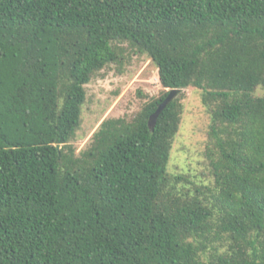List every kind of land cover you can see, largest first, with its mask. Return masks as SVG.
<instances>
[{"label":"trees","instance_id":"1","mask_svg":"<svg viewBox=\"0 0 264 264\" xmlns=\"http://www.w3.org/2000/svg\"><path fill=\"white\" fill-rule=\"evenodd\" d=\"M127 49L167 90L77 153L86 85ZM188 88L209 181L169 170L183 91L149 125ZM0 264H264V0H0Z\"/></svg>","mask_w":264,"mask_h":264},{"label":"rangeland","instance_id":"2","mask_svg":"<svg viewBox=\"0 0 264 264\" xmlns=\"http://www.w3.org/2000/svg\"><path fill=\"white\" fill-rule=\"evenodd\" d=\"M124 56L123 64L112 63L86 85L82 123L73 141L77 153L91 145L103 121L130 119L150 98L159 97L167 90L160 82L158 68L148 56L130 49ZM183 92L185 112L169 170L204 175L209 181L207 150L211 145V118L202 102L201 90L188 88Z\"/></svg>","mask_w":264,"mask_h":264},{"label":"water","instance_id":"3","mask_svg":"<svg viewBox=\"0 0 264 264\" xmlns=\"http://www.w3.org/2000/svg\"><path fill=\"white\" fill-rule=\"evenodd\" d=\"M182 89H171L169 94L167 95V97L165 98V100L159 105L158 109L156 110V112L151 116L150 120H149V125L151 127V129H154L156 124H157V120L160 116V114L164 111V109L173 101L175 100L181 93H182ZM60 148V146H59Z\"/></svg>","mask_w":264,"mask_h":264}]
</instances>
